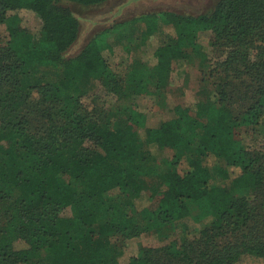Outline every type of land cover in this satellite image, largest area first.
<instances>
[{
	"label": "trees",
	"instance_id": "1",
	"mask_svg": "<svg viewBox=\"0 0 264 264\" xmlns=\"http://www.w3.org/2000/svg\"><path fill=\"white\" fill-rule=\"evenodd\" d=\"M5 12L12 26L0 50V264H114V236L171 226L188 215L187 201L201 203L196 238L126 264H264V132L257 150L240 146L264 118V0H217L195 17L161 14L166 44L118 97L160 93L171 100V116L146 127L129 103L115 114L123 124L114 131L98 123L87 96L92 85L120 91L106 80L102 41L92 38L64 58L79 26L58 0H0V20ZM34 32L39 48L31 46ZM218 49L224 58L214 63ZM181 65L199 74L198 100L214 95L220 104L203 123L172 86ZM231 82L245 105L235 115L224 105ZM212 149L221 160L216 182L206 156ZM184 157L188 169L179 173ZM64 208L69 217L60 215Z\"/></svg>",
	"mask_w": 264,
	"mask_h": 264
},
{
	"label": "rangeland",
	"instance_id": "2",
	"mask_svg": "<svg viewBox=\"0 0 264 264\" xmlns=\"http://www.w3.org/2000/svg\"><path fill=\"white\" fill-rule=\"evenodd\" d=\"M217 0H107L93 6H81L65 0L58 3L71 12L79 26L78 37L74 44L64 53V58L75 56L92 38L102 41L101 57L106 64V80L115 83L120 91L102 89L99 86H90L87 96L91 99L92 111L98 123L105 129L116 130L123 124L119 116L124 106H132V112L143 118L146 127H155L161 121L171 115L169 108L171 100L160 93L144 94L138 97H130L129 100L119 98V93L125 92L133 71L140 67L150 69L154 67L156 60L154 50L166 44L168 33L161 28L163 13H173L182 16L195 17L209 13ZM12 26L9 14L5 12L0 20V50L4 49L8 42V29ZM112 29V30H111ZM170 35V34H169ZM31 46H42V35L34 32L31 35ZM212 62L219 63L224 58V52L220 49L212 50ZM220 72V69H216ZM231 73L225 72V80L230 82ZM219 78L222 75L219 74ZM232 78V77H231ZM199 74L195 68L188 65L178 66L172 74V86L181 87L183 91L182 101L188 107L190 115L199 123L219 108L217 97L209 95L207 101L203 96L197 97ZM225 92L231 97L227 104L232 114H238L244 110V102L238 100L241 90L236 91L237 85L231 82L224 85ZM238 93V95H236ZM252 98L250 93L248 101ZM201 100V101H200ZM264 118L261 126L253 132L244 134L240 146L245 150H257L263 141ZM207 164L211 165L212 182H216L221 160L214 149L207 152ZM188 158L184 157L177 170L182 173L188 169ZM147 188L146 181L142 183ZM116 191L110 190L107 195H113ZM145 205L142 200L138 206ZM200 202L187 201L188 215L176 221L171 226L163 227L158 232L142 233L136 237L122 239L114 236L110 244L120 249V256L114 264H126L130 257H141L147 249L160 250L164 247L180 249L186 241L196 238L199 230L198 220L201 218ZM62 217H69L68 208L61 210ZM5 216L0 213V226ZM155 252V251H154ZM153 252V254H154ZM158 255V254H156ZM161 255V254H160ZM156 256L162 261L165 256ZM160 261V262H161Z\"/></svg>",
	"mask_w": 264,
	"mask_h": 264
}]
</instances>
